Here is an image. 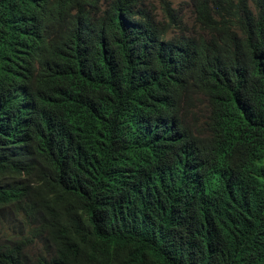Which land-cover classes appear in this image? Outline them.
I'll list each match as a JSON object with an SVG mask.
<instances>
[{
    "label": "trees",
    "instance_id": "1",
    "mask_svg": "<svg viewBox=\"0 0 264 264\" xmlns=\"http://www.w3.org/2000/svg\"><path fill=\"white\" fill-rule=\"evenodd\" d=\"M43 1L0 95L34 104L49 205L0 264H264V0H189L197 30L169 0Z\"/></svg>",
    "mask_w": 264,
    "mask_h": 264
},
{
    "label": "clouds",
    "instance_id": "2",
    "mask_svg": "<svg viewBox=\"0 0 264 264\" xmlns=\"http://www.w3.org/2000/svg\"><path fill=\"white\" fill-rule=\"evenodd\" d=\"M45 10L43 0H28L23 12L14 20L13 27L19 38L0 42L4 62L32 55L28 33H38L32 23ZM27 84L34 88L28 81ZM39 127L34 104L23 100H4L0 95V158H4L0 162V231L13 223L17 227L36 226L46 214L50 193L26 168L31 159L33 142L39 138ZM6 230L9 234L8 228ZM22 233L23 228L17 231L13 241ZM5 242L0 241V244Z\"/></svg>",
    "mask_w": 264,
    "mask_h": 264
},
{
    "label": "rangeland",
    "instance_id": "3",
    "mask_svg": "<svg viewBox=\"0 0 264 264\" xmlns=\"http://www.w3.org/2000/svg\"><path fill=\"white\" fill-rule=\"evenodd\" d=\"M172 3L173 8L178 9L181 8L183 9V15H184V22L187 25L189 29H195L197 30L196 26L194 25L193 22V13H192V8L190 6V1L189 0H169ZM150 5L155 9L156 12H159V7H160V0H148Z\"/></svg>",
    "mask_w": 264,
    "mask_h": 264
}]
</instances>
